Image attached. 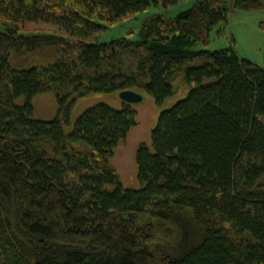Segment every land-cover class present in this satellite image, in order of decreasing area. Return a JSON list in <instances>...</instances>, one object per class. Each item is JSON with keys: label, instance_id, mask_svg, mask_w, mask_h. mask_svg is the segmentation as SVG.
<instances>
[{"label": "trees", "instance_id": "16d2710c", "mask_svg": "<svg viewBox=\"0 0 264 264\" xmlns=\"http://www.w3.org/2000/svg\"><path fill=\"white\" fill-rule=\"evenodd\" d=\"M181 1L0 0V264H264V67L194 49L264 0L198 1L146 19L138 40H98ZM187 88L137 149L139 188L111 162L134 104L98 103L72 124L87 96L133 90L163 106ZM46 93L58 110L40 120Z\"/></svg>", "mask_w": 264, "mask_h": 264}, {"label": "rangeland", "instance_id": "374dc122", "mask_svg": "<svg viewBox=\"0 0 264 264\" xmlns=\"http://www.w3.org/2000/svg\"><path fill=\"white\" fill-rule=\"evenodd\" d=\"M198 1L203 0H183L168 7L152 5L145 11L137 12L109 25L107 29L101 32L98 40L99 42H110L123 37L138 40L141 27L146 19L157 14L174 18L181 12L190 9ZM225 1L231 4L233 0ZM4 29V22L0 18V30ZM209 41L208 45L198 42L194 49L217 51L233 47L240 57L247 58L264 67V9H231L227 22H221L212 29ZM188 91L187 88L176 93L168 98L163 106H158L152 96L144 93L143 101L134 105L138 112V125L131 130L127 140L121 142L116 148L115 156L111 160L118 170L124 187L139 188L141 186L137 179V149L142 143L151 147V132L156 127L161 112L186 97ZM122 102L120 92L99 93L81 98L72 111V124L86 109L93 105L106 103L119 109ZM34 107L37 119L51 120L57 114V98L52 93L41 94L35 98ZM71 127H68L67 131H71Z\"/></svg>", "mask_w": 264, "mask_h": 264}, {"label": "water", "instance_id": "95a60500", "mask_svg": "<svg viewBox=\"0 0 264 264\" xmlns=\"http://www.w3.org/2000/svg\"><path fill=\"white\" fill-rule=\"evenodd\" d=\"M120 96L124 102L130 104H136L142 102L144 99V95L142 93L133 91V90H124L120 92Z\"/></svg>", "mask_w": 264, "mask_h": 264}]
</instances>
